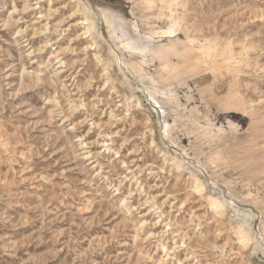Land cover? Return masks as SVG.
Here are the masks:
<instances>
[{"label":"rangeland","instance_id":"1","mask_svg":"<svg viewBox=\"0 0 264 264\" xmlns=\"http://www.w3.org/2000/svg\"><path fill=\"white\" fill-rule=\"evenodd\" d=\"M0 264H264V0H0Z\"/></svg>","mask_w":264,"mask_h":264},{"label":"bare ground","instance_id":"2","mask_svg":"<svg viewBox=\"0 0 264 264\" xmlns=\"http://www.w3.org/2000/svg\"><path fill=\"white\" fill-rule=\"evenodd\" d=\"M84 7V6H83ZM111 11V10H110ZM102 16H103V18H104V20L106 21V23H107V25L109 26V28H110V30L112 29H114L115 27H116V25H115V22H116V18H119V17H115L113 14H111V13H108L107 11H102ZM172 17V16H171ZM121 19V18H120ZM86 20H88V19H86ZM85 20V21H86ZM123 22V21H122ZM93 26V24H92V22L90 21L89 22V24H88V29L90 28V27H92ZM136 28L138 27V26H135ZM112 32V31H111ZM113 33V35H115V33L114 32H112ZM174 32L172 31V30H168V31H166V32H164L163 34H162V36L161 37H163V38H167V37H169L171 34H173ZM112 35V36H113ZM151 44V43H150ZM123 46H124V48L130 53H132L133 55H135V56H137V57H139L141 54H143V51L142 50H133L132 49V47L129 45V44H123ZM142 58H146V56L144 55V56H142ZM119 61V60H118ZM158 103V102H157ZM168 124V123H167ZM196 183L198 184L197 186L199 187L200 186V183L198 182V181H196ZM202 187V186H201ZM200 188V187H199ZM203 188V187H202ZM213 203H212V207H215V208H218V207H220V206H222L221 205V203L218 201V200H216V199H213V201H212Z\"/></svg>","mask_w":264,"mask_h":264}]
</instances>
